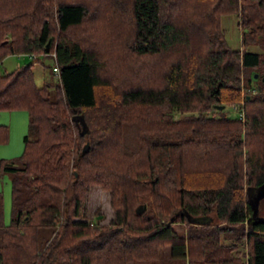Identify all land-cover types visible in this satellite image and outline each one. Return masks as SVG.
I'll list each match as a JSON object with an SVG mask.
<instances>
[{"label": "trees", "instance_id": "16d2710c", "mask_svg": "<svg viewBox=\"0 0 264 264\" xmlns=\"http://www.w3.org/2000/svg\"><path fill=\"white\" fill-rule=\"evenodd\" d=\"M15 54L33 59L0 75V111L28 112L29 131L0 161V264H264L248 190L264 185V0H0V62ZM243 99L244 120L228 115ZM93 187L109 224L88 218Z\"/></svg>", "mask_w": 264, "mask_h": 264}, {"label": "rangeland", "instance_id": "374dc122", "mask_svg": "<svg viewBox=\"0 0 264 264\" xmlns=\"http://www.w3.org/2000/svg\"><path fill=\"white\" fill-rule=\"evenodd\" d=\"M222 28L224 30V34L226 35V40L228 45L233 49H242L241 48V30H240V20L236 15H228L221 19ZM252 50H255L252 48ZM257 50V49H256ZM32 56L30 57H15L8 62H5L0 66V75L1 73L12 72L17 67L28 64L32 60ZM163 61L161 60L158 63V67H162ZM55 61L52 58H43L40 63H36L33 67L35 70V80L39 86H44V84H51L50 86V96L55 99V88L57 86L58 77L54 71ZM142 68H145L144 66ZM160 69L157 68L156 72L158 73ZM257 87V86H256ZM254 93L257 91L252 89ZM245 100L243 99L241 103L233 104L229 106L227 109L228 115L233 117L240 116V119L244 120L245 110L243 108ZM242 108V109H240ZM226 109V108H225ZM13 113V114H12ZM17 114H21V118L18 117ZM12 117H11V116ZM176 117H179L176 114ZM13 118V119H12ZM9 126V137L10 143L8 144V148H4L3 152H5L4 158L9 160H13L18 158L20 154L24 150V136L29 131V113L20 110V111H0V125ZM11 124V125H10ZM6 144V143H3ZM7 147V146H4ZM3 158V159H4ZM2 159H0L1 161ZM12 188L13 183L11 181V175L9 172L2 173L0 170V194L3 198L2 202V212L4 213V222L5 224H10L12 219ZM250 192L254 194L256 197L254 199L255 215L264 217V185L260 186V188L248 189ZM261 193V196L258 197ZM89 197L87 201V209L89 210L88 218L93 221H99L101 225L109 224L111 219L114 217V208H112L111 204V194L107 192L105 189L103 190L101 187H93L89 192ZM251 195V194H250ZM251 197V196H250ZM140 206V205H139ZM138 207V206H137ZM138 209V208H137ZM100 212V213H99ZM1 216V215H0ZM1 218V217H0ZM179 231H182L180 226H177ZM167 254L169 253V249L165 251Z\"/></svg>", "mask_w": 264, "mask_h": 264}, {"label": "crops", "instance_id": "0c3cea01", "mask_svg": "<svg viewBox=\"0 0 264 264\" xmlns=\"http://www.w3.org/2000/svg\"><path fill=\"white\" fill-rule=\"evenodd\" d=\"M31 57L32 55H23V54H15V55H9L8 57H6V58H4L1 62H0V66L1 65H3L5 62H8L9 60H12L13 58H15V57H18V58H20V57ZM54 60V59H53ZM38 63V62H37ZM40 63V62H39ZM36 63H34V65H35ZM55 67H56V65L54 66V68L53 69H55ZM15 68H17V65H16V67ZM1 74H3V73H1ZM57 75V74H56ZM18 111H20V110H18ZM13 114V113H12ZM18 115V117H20L21 118V114H17ZM11 116V115H10ZM13 116V115H12ZM11 116V117H12ZM13 119V118H12ZM11 125V124H10ZM9 127V126H8ZM24 138V137H23ZM11 141H10V137H9V139H8V142L6 143V144H3V145H0V159H3L4 158V156L6 155L5 154V152H3L4 150V148H8V144L10 143ZM4 146H7V147H4Z\"/></svg>", "mask_w": 264, "mask_h": 264}, {"label": "water", "instance_id": "95a60500", "mask_svg": "<svg viewBox=\"0 0 264 264\" xmlns=\"http://www.w3.org/2000/svg\"><path fill=\"white\" fill-rule=\"evenodd\" d=\"M255 78H258L259 76H258V73L257 74H255ZM217 108L218 109H220V110H224L225 108H226V106H224V105H219V106H217ZM84 151H86V149L84 150ZM260 196H261V194H260ZM259 196V197H260ZM138 209H137V212L139 213V214H143L145 211H146V209H147V207L145 206V205H140V206H138L137 207Z\"/></svg>", "mask_w": 264, "mask_h": 264}, {"label": "built area", "instance_id": "2783aa9c", "mask_svg": "<svg viewBox=\"0 0 264 264\" xmlns=\"http://www.w3.org/2000/svg\"><path fill=\"white\" fill-rule=\"evenodd\" d=\"M54 71H55V73H56L57 75H59V73H60V69H59L57 66L55 67Z\"/></svg>", "mask_w": 264, "mask_h": 264}, {"label": "flooded vegetation", "instance_id": "af4514ba", "mask_svg": "<svg viewBox=\"0 0 264 264\" xmlns=\"http://www.w3.org/2000/svg\"><path fill=\"white\" fill-rule=\"evenodd\" d=\"M261 194V193H260Z\"/></svg>", "mask_w": 264, "mask_h": 264}]
</instances>
